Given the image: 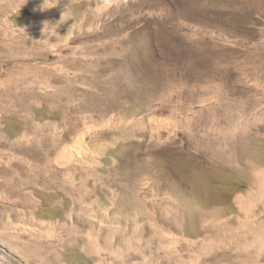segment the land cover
<instances>
[{"label": "rangeland", "instance_id": "rangeland-1", "mask_svg": "<svg viewBox=\"0 0 264 264\" xmlns=\"http://www.w3.org/2000/svg\"><path fill=\"white\" fill-rule=\"evenodd\" d=\"M258 255L264 0H0V264Z\"/></svg>", "mask_w": 264, "mask_h": 264}, {"label": "bare ground", "instance_id": "bare-ground-1", "mask_svg": "<svg viewBox=\"0 0 264 264\" xmlns=\"http://www.w3.org/2000/svg\"><path fill=\"white\" fill-rule=\"evenodd\" d=\"M85 135V134H84ZM84 137V136H83ZM82 138V137H81ZM80 139V138H79ZM84 138H82V139H80V141L82 142V144H83V140ZM89 149L88 148H86V150H85V152H86V154H87V152L89 153V151H88ZM85 154V155H86ZM85 161V160H84ZM185 162V161H184ZM184 165V164H183ZM186 167V166H185ZM194 173H196V172H194ZM188 174L190 175H192L193 173H189V170H188ZM196 175V174H195ZM195 175L193 176V177H195ZM201 175V174H200ZM199 177L197 176V179H198ZM36 179H37V177H36ZM193 179H195V178H193ZM40 181V180H39ZM39 181H35L36 183H40ZM45 184V183H44ZM195 193L197 194V197H198V200H199V203L201 204V206H203V207H207L210 203H213V202H222V201H227V200H229L230 198H231V196H232V194H230V193H227V194H225V196L224 197H222L221 195H212V196H209V195H205L204 193H202L201 192V190L196 186V188H195ZM191 212V211H190ZM202 215H208V212L207 211H204V210H201V211H199V210H195V214H194V216H193V218H191L190 217V219L189 220H185L184 222H182V227H179V228H183V226H184V229H182V230H184V231H186V232H191V231H194V226H195V224H197L199 221H200V218L202 217ZM174 221H176V220H174ZM201 222V221H200ZM198 223V224H201V223ZM201 229V228H200ZM198 229L197 230V233H200V232H202L203 231V229ZM257 262H256V264H261V262H260V256L258 255L257 256ZM246 264V263H245Z\"/></svg>", "mask_w": 264, "mask_h": 264}]
</instances>
